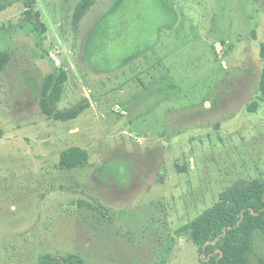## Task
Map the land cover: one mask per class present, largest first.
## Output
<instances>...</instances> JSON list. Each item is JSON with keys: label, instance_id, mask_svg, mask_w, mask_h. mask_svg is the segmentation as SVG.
<instances>
[{"label": "rangeland", "instance_id": "374dc122", "mask_svg": "<svg viewBox=\"0 0 264 264\" xmlns=\"http://www.w3.org/2000/svg\"><path fill=\"white\" fill-rule=\"evenodd\" d=\"M78 2L0 0V264H203L181 227L264 180V0H96L76 22ZM55 66L69 120L40 107ZM74 145L89 160L64 168Z\"/></svg>", "mask_w": 264, "mask_h": 264}, {"label": "trees", "instance_id": "16d2710c", "mask_svg": "<svg viewBox=\"0 0 264 264\" xmlns=\"http://www.w3.org/2000/svg\"><path fill=\"white\" fill-rule=\"evenodd\" d=\"M96 0H79L74 11V20L80 19L90 10ZM264 57V44H262ZM10 52L0 50V71L9 59ZM67 72L55 66L45 76L40 107L42 112L57 120H69L79 114V106L69 112H57L62 92L67 81ZM259 94L248 106L250 112L257 111L264 101V68L259 81ZM1 137V131H0ZM61 166L72 169L85 165L88 152L74 145L61 152ZM181 231L190 234L198 246L203 264H248L255 248L257 233L264 234V180L240 181L223 191L213 205L203 210L192 221L184 224ZM39 264H86L76 253L63 257L41 255Z\"/></svg>", "mask_w": 264, "mask_h": 264}]
</instances>
